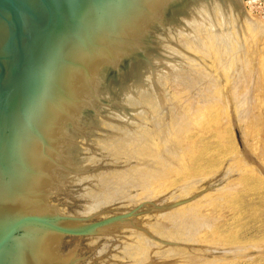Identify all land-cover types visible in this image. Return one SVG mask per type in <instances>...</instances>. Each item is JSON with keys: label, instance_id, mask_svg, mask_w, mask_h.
<instances>
[{"label": "water", "instance_id": "obj_1", "mask_svg": "<svg viewBox=\"0 0 264 264\" xmlns=\"http://www.w3.org/2000/svg\"><path fill=\"white\" fill-rule=\"evenodd\" d=\"M214 1L224 17L231 2L254 21L244 0H0V264H107L88 237L128 227L185 245L154 235L142 214L208 188L109 218L70 216L52 196L78 176L117 167L88 165L84 143L107 111L133 117L128 100L150 89L147 73L170 71L162 44L193 55L170 34L190 30L183 19L202 8L213 16Z\"/></svg>", "mask_w": 264, "mask_h": 264}, {"label": "rangeland", "instance_id": "obj_2", "mask_svg": "<svg viewBox=\"0 0 264 264\" xmlns=\"http://www.w3.org/2000/svg\"><path fill=\"white\" fill-rule=\"evenodd\" d=\"M228 4L233 7L227 5L226 17L219 4L218 9L213 5V16L202 8L195 19H183L190 30L170 34L174 42L196 57L173 44H162L161 53L175 62L165 60L170 71L158 67L154 73L146 74L150 89L139 91V98L128 100L133 112L131 119L115 110L103 115L95 134L83 145L84 160L91 166L117 167L78 176L52 196L53 202L70 216L109 218L129 213L146 201L157 205L172 203L208 188L203 194L167 210L142 214L143 222L154 235L185 245L163 243L134 227L89 236L93 252L107 264H135L134 259L142 260L138 264L152 259L183 264V257L187 256L196 258L195 264H264V19L244 3L254 19L251 23L259 26L253 28L249 19L239 17L233 3ZM151 102L158 103L151 106ZM181 109L190 117V113L194 115L198 110L193 119L198 117L189 119L192 124L184 134L186 149L178 169L153 184L154 195L150 198L143 197L135 188L129 192L130 196L111 197L114 194L105 191L110 188L106 181L111 172L125 171L136 164L135 159H128L118 149L119 140L125 143L142 126L141 129H155L158 119L168 128L172 126L173 111ZM193 109L197 110L193 112ZM124 131L129 135H124ZM103 181L107 188H103ZM182 187L188 188L187 191ZM175 210L184 216L189 210L197 214L200 229L193 240L162 237L152 230L151 223L159 221L158 215ZM133 230L155 241L147 253L150 257L144 260V256L133 258L131 253L127 254L132 252L129 245L137 239ZM179 249L187 254L183 256Z\"/></svg>", "mask_w": 264, "mask_h": 264}, {"label": "bare ground", "instance_id": "obj_3", "mask_svg": "<svg viewBox=\"0 0 264 264\" xmlns=\"http://www.w3.org/2000/svg\"><path fill=\"white\" fill-rule=\"evenodd\" d=\"M215 1L213 2V5H218L217 2L215 3ZM230 3V2H229ZM231 7H233L231 4H228ZM214 8V6H213ZM216 8L218 9L219 7L216 6ZM205 9V8H204ZM203 9V11H204ZM237 10V9H236ZM205 13H207L206 11H204ZM221 13V11L219 12ZM207 15V14H206ZM222 15V14H221ZM223 17V16H222ZM240 17V16H239ZM248 21V19H247ZM248 22L251 23V21L249 20ZM252 24V23H251ZM255 24V23H254ZM252 24L253 28H258V25H254ZM198 27V26H197ZM196 27V28H197ZM195 28V29H196ZM200 28V27H199ZM215 33V31H214ZM210 33L208 32V35ZM212 35V34H211ZM210 35V38H211ZM229 38V35H227ZM213 38V37H212ZM230 39V38H229ZM224 41V40H223ZM222 41V42H223ZM192 42V41H190ZM194 42V41H193ZM199 42V41H198ZM229 42V41H228ZM202 44V43H201ZM204 44V43H203ZM198 45V44H197ZM199 46V45H198ZM202 46V45H200ZM199 46V47H200ZM204 46V45H203ZM202 46V47H203ZM206 46V44H205ZM209 47V46H208ZM211 48V47H210ZM204 49V48H203ZM205 49H207L205 47ZM204 49V50H205ZM216 49V48H215ZM207 51V50H206ZM205 51V52H206ZM209 51V50H208ZM207 51V52H208ZM215 51V50H214ZM213 51V52H214ZM203 52V50H202ZM210 52V51H209ZM167 64V63H166ZM159 77V74H158ZM189 77V76H188ZM191 80V79H190ZM193 81V80H192ZM191 81V82H192ZM196 81V80H195ZM193 83V82H192ZM191 87V86H190ZM195 89V88H194ZM142 91V90H140ZM145 91V90H144ZM150 92V91H149ZM142 93V92H140ZM147 94V93H146ZM145 94V95H146ZM153 94V93H152ZM150 95V94H149ZM139 96V95H138ZM144 96V95H143ZM142 96V97H143ZM141 97V98H142ZM147 98L149 97L148 95L146 96ZM145 97V98H146ZM139 98V97H138ZM146 98V99H147ZM150 98V97H149ZM156 98V97H154ZM143 99V98H142ZM148 100V99H147ZM140 101V100H139ZM145 102V100H143ZM152 101V100H149ZM154 101V100H153ZM161 102V101H160ZM139 103V102H138ZM141 103V102H140ZM143 103V102H142ZM154 103V102H153ZM158 103V102H157ZM156 103V104H157ZM162 103V102H161ZM151 104V106L153 105L152 102L149 103ZM154 104V105H156ZM148 105V104H147ZM153 105V106H154ZM160 106V105H159ZM158 106V108H160ZM173 107V106H172ZM177 107V106H176ZM157 108V109H158ZM162 108V107H161ZM160 108V109H161ZM181 108V107H180ZM154 110V109H153ZM195 109H193L194 112ZM197 110V109H196ZM195 110V111H196ZM158 111V110H157ZM162 111V110H161ZM198 111V110H197ZM194 112L193 114L195 115L198 112ZM156 112V111H155ZM159 112V111H158ZM157 112V113H158ZM173 121L172 126L170 127H166L164 126L165 124H163V120L161 121L160 119H158L159 121L156 123V128L151 130L148 129L147 127L143 128V129H139V131L137 130L136 134L134 133V135L132 136V134H130V138H126V141L124 140V135H129L128 133H126V131H124V137L121 139L125 141V143L120 142V137H119V144H116V146L118 145V149H120L121 151L123 150L124 153H126L128 159H135L136 164L129 166L125 171H117L111 172V176L108 177L107 179V184L110 185V188H108V191L110 192V194H114L111 197H115V198H119L116 195H121L123 197V194L130 196V191H132L134 188L137 190H140L142 192L143 197H147L150 198L151 195H154V192L151 190V187L153 186V184L157 181L163 180L166 177H168V175L175 169H178L177 166H179V162L180 160H182V155L184 153L185 148V144H184V139L185 138L184 134L189 130L190 128V124H192V121L194 119H196L198 116H196L193 119V116L191 113V117H192V121H190L191 123L189 124V119H191V117L189 116V113L186 110H174L173 111ZM191 112V111H190ZM138 113V112H137ZM140 113V112H139ZM143 113V112H142ZM160 113V112H159ZM147 114V113H146ZM135 115V114H134ZM157 115V114H156ZM200 115V114H199ZM146 117V115H144ZM160 117V114L158 115ZM157 116V117H158ZM190 117V118H189ZM124 118V117H123ZM147 118V117H146ZM162 118V117H161ZM155 119V118H154ZM125 120V119H124ZM128 120V119H127ZM149 120V119H148ZM132 121V120H131ZM163 122V123H162ZM187 122V123H186ZM137 123V122H136ZM168 123V122H167ZM166 123V125H167ZM169 126V125H167ZM118 127V126H117ZM193 127V126H192ZM113 128V127H112ZM119 128V127H118ZM122 128V127H121ZM153 128V127H152ZM120 131V130H119ZM190 131V130H189ZM122 132V131H121ZM130 132V131H129ZM135 132V130H134ZM126 133V134H125ZM133 133V132H132ZM122 134V133H120ZM187 134V133H186ZM113 136V135H112ZM115 136V135H114ZM116 138V136H115ZM107 139V138H106ZM108 140V139H107ZM110 141V139H109ZM108 141V142H109ZM114 142V141H112ZM107 143V141H106ZM118 143V142H116ZM100 144V143H99ZM110 144V143H108ZM104 145V144H103ZM107 146V145H105ZM111 146V145H110ZM115 146V143H114ZM113 146V147H114ZM121 147L123 149H121ZM109 149V148H108ZM111 149V148H110ZM117 149V148H116ZM112 151V150H111ZM115 151V150H114ZM121 152V153H123ZM119 153V152H118ZM131 161V160H130ZM128 162V161H127ZM180 168V167H179ZM104 174V173H103ZM109 174V173H107ZM106 174V175H107ZM104 176V175H103ZM109 176V175H108ZM90 177V176H89ZM102 177V176H101ZM105 177V176H104ZM103 177V178H104ZM107 177V176H106ZM105 177V179H106ZM80 178V177H79ZM102 178V180H103ZM104 179V180H105ZM79 180V179H78ZM101 180V181H102ZM92 181V180H91ZM106 182H105V186H106ZM194 184V183H193ZM185 187L187 185H184ZM190 186V185H189ZM188 186V187H189ZM193 186V185H192ZM103 188H107L104 187V181H103ZM153 188V187H152ZM182 189H184L185 191H187L188 188H184L182 187ZM193 189V188H191ZM136 190V191H137ZM181 190V189H180ZM196 190V189H195ZM87 192V191H86ZM97 192V191H96ZM104 192V191H103ZM140 192V193H141ZM183 193H185L183 190L181 191ZM85 193V192H84ZM106 193V192H105ZM101 194V193H100ZM107 194V193H106ZM180 194V192H179ZM182 194V193H181ZM190 194V193H189ZM91 195V194H90ZM99 194H96V196ZM102 195V194H101ZM99 197H102V196ZM132 195V194H131ZM178 195V194H177ZM93 196V194H92ZM105 196V194H104ZM104 196L102 198H104ZM109 196V193H108ZM137 196V195H136ZM175 196V195H174ZM180 196V195H179ZM184 196V195H183ZM110 197V198H111ZM97 198V197H96ZM101 198V199H102ZM106 199L108 198L107 195L105 197ZM104 198V199H105ZM93 199V198H92ZM105 199V200H106ZM109 199V198H108ZM97 200V199H96ZM98 200H100V198H98ZM104 200V201H105ZM133 200V199H131ZM98 202V201H97ZM100 202V201H99ZM110 203V202H109ZM187 210V209H186ZM172 212V213H171ZM168 213L163 212L162 214L158 215L159 217V221L157 223H151V226L153 231L155 230V232H158V235L160 234L162 237H167V238H175V239H179V240H193L195 233L198 231V229H200L198 227V221L199 218H197V214L195 212H192L191 210L188 211V213H186L184 216V214L182 213H176L177 211L175 210V212L171 211ZM144 232V231H142ZM133 234H135L136 236V241H134V239L132 241V244H130L129 246L132 247V249H129L132 252H127V254L131 253V257L135 258V256H144L142 257V259H146L148 257H150V254H147L148 251H151V247L153 246V244L155 243V241H153V239L151 240V238L149 239L148 236H146L145 233H141L140 231L136 232L135 230H133ZM133 238V237H132ZM195 240V239H194ZM127 248H130V247ZM153 248V247H152ZM150 249V250H149ZM170 250H175V249H170ZM178 251V250H177ZM176 251V252H177ZM179 251H182V255L184 256L183 250L179 249ZM178 251V252H179ZM126 252V251H125ZM175 252V254H177ZM185 252V250H184ZM165 253V252H164ZM148 255V256H147ZM178 255V254H177ZM181 255V254H180ZM190 256V254H188ZM129 256V255H128ZM139 256V257H140ZM186 256V255H185ZM130 257V258H131ZM141 258V257H140ZM136 260L135 264L139 263V260ZM142 262V260H140ZM184 261V262H183ZM196 258H193V256L188 257L186 259H184L183 257V264H195L196 263ZM138 262V263H137ZM198 262V261H197ZM205 262V261H204ZM207 263V262H206ZM175 264H182V263H178L175 262ZM200 264V263H199Z\"/></svg>", "mask_w": 264, "mask_h": 264}, {"label": "built area", "instance_id": "obj_4", "mask_svg": "<svg viewBox=\"0 0 264 264\" xmlns=\"http://www.w3.org/2000/svg\"><path fill=\"white\" fill-rule=\"evenodd\" d=\"M246 7L264 19V0H244Z\"/></svg>", "mask_w": 264, "mask_h": 264}]
</instances>
